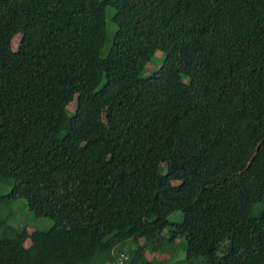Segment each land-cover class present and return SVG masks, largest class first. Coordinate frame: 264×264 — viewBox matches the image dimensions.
Here are the masks:
<instances>
[{
	"label": "trees",
	"instance_id": "obj_1",
	"mask_svg": "<svg viewBox=\"0 0 264 264\" xmlns=\"http://www.w3.org/2000/svg\"><path fill=\"white\" fill-rule=\"evenodd\" d=\"M7 184L0 264H264V0H0Z\"/></svg>",
	"mask_w": 264,
	"mask_h": 264
},
{
	"label": "rangeland",
	"instance_id": "obj_2",
	"mask_svg": "<svg viewBox=\"0 0 264 264\" xmlns=\"http://www.w3.org/2000/svg\"><path fill=\"white\" fill-rule=\"evenodd\" d=\"M107 19V36L110 37L114 31V25L110 20V14L106 16ZM164 60V53L156 51L150 62L147 63L143 74L153 72ZM11 184L2 185L0 187V194L6 193L10 189ZM4 197H0V210L4 217L9 218V222L19 227H24L27 231L32 229L47 230L52 221L46 217H36L27 208L25 200L18 199L11 204L4 203ZM171 221H180L182 219V212L176 211L169 215ZM182 239L177 238L175 241H168L161 248L154 250L150 246H146L145 255L148 259L155 262V264H207L202 257L186 256V251L181 245ZM29 243L27 239L26 244Z\"/></svg>",
	"mask_w": 264,
	"mask_h": 264
},
{
	"label": "built area",
	"instance_id": "obj_3",
	"mask_svg": "<svg viewBox=\"0 0 264 264\" xmlns=\"http://www.w3.org/2000/svg\"><path fill=\"white\" fill-rule=\"evenodd\" d=\"M113 264H129L127 261V255L122 253L119 255V257L117 258V261L114 262Z\"/></svg>",
	"mask_w": 264,
	"mask_h": 264
}]
</instances>
